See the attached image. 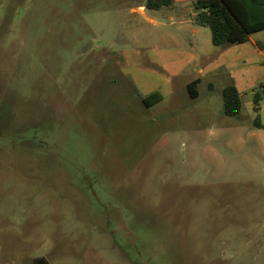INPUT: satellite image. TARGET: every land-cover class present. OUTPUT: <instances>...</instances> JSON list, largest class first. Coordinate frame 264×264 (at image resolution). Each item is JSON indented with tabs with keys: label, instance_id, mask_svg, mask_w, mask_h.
<instances>
[{
	"label": "rangeland",
	"instance_id": "374dc122",
	"mask_svg": "<svg viewBox=\"0 0 264 264\" xmlns=\"http://www.w3.org/2000/svg\"><path fill=\"white\" fill-rule=\"evenodd\" d=\"M196 1L0 0V264H264V61Z\"/></svg>",
	"mask_w": 264,
	"mask_h": 264
},
{
	"label": "trees",
	"instance_id": "16d2710c",
	"mask_svg": "<svg viewBox=\"0 0 264 264\" xmlns=\"http://www.w3.org/2000/svg\"><path fill=\"white\" fill-rule=\"evenodd\" d=\"M173 0H147L146 8L161 9L172 5ZM197 11L196 22L208 27L211 31L212 43L216 47L243 44L249 36L264 30V2L258 0H198L194 3ZM200 79H195L187 86L192 98L197 96L196 85ZM264 87V86H263ZM261 94L254 95V110L259 111ZM224 114L242 120V101L235 86H226L222 91ZM161 101L160 93H151L143 102L146 107H152ZM256 126H262L258 117Z\"/></svg>",
	"mask_w": 264,
	"mask_h": 264
},
{
	"label": "crops",
	"instance_id": "0c3cea01",
	"mask_svg": "<svg viewBox=\"0 0 264 264\" xmlns=\"http://www.w3.org/2000/svg\"><path fill=\"white\" fill-rule=\"evenodd\" d=\"M176 1L177 0H173V3H172V5H170V6H176L175 4H176ZM198 1V0H197ZM248 1H251V0H248ZM258 1H263L264 2V0H258ZM195 3V2H194ZM194 3L192 4V7L194 8ZM175 9H178V10H183L182 9V7L181 8H176L175 7ZM134 10H136L139 14H141V15H145V6H143V5H141V6H139V7H137L136 9H134ZM182 12V11H181ZM196 15H197V11H195L194 10V13L192 14V19H191V22L192 23H196V19H195V17H196ZM184 17L186 18L187 16L186 15H184ZM151 21H153L152 19H150ZM185 23V22H184ZM195 33H198V30H195ZM255 34V33H254ZM253 35V34H252ZM252 35H250L249 36V40H248V42L253 46V48H254V51L257 53V55L260 57V59L262 60V61H264V50H262L261 48H260V46H259V42H257V41H255V40H253V38H252ZM248 42H246V43H248ZM230 46V45H229ZM226 47V46H225ZM224 47V48H225ZM241 97V96H240Z\"/></svg>",
	"mask_w": 264,
	"mask_h": 264
},
{
	"label": "built area",
	"instance_id": "2783aa9c",
	"mask_svg": "<svg viewBox=\"0 0 264 264\" xmlns=\"http://www.w3.org/2000/svg\"><path fill=\"white\" fill-rule=\"evenodd\" d=\"M263 91H264V87H263V89H262Z\"/></svg>",
	"mask_w": 264,
	"mask_h": 264
}]
</instances>
